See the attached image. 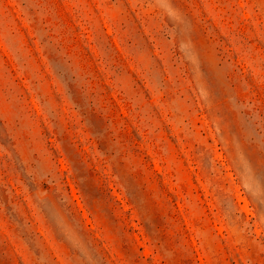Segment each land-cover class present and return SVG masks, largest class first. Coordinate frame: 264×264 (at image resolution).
Masks as SVG:
<instances>
[{
    "label": "rangeland",
    "instance_id": "1",
    "mask_svg": "<svg viewBox=\"0 0 264 264\" xmlns=\"http://www.w3.org/2000/svg\"><path fill=\"white\" fill-rule=\"evenodd\" d=\"M0 264H264V0H0Z\"/></svg>",
    "mask_w": 264,
    "mask_h": 264
}]
</instances>
